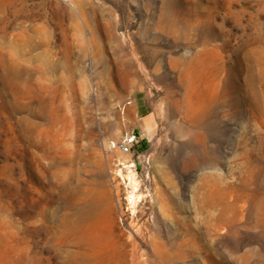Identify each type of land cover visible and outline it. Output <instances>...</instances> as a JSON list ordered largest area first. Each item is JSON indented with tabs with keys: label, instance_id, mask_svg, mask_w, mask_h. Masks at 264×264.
I'll list each match as a JSON object with an SVG mask.
<instances>
[{
	"label": "rangeland",
	"instance_id": "374dc122",
	"mask_svg": "<svg viewBox=\"0 0 264 264\" xmlns=\"http://www.w3.org/2000/svg\"><path fill=\"white\" fill-rule=\"evenodd\" d=\"M156 189L213 264H264V0H0V264H116Z\"/></svg>",
	"mask_w": 264,
	"mask_h": 264
},
{
	"label": "bare ground",
	"instance_id": "6f19581e",
	"mask_svg": "<svg viewBox=\"0 0 264 264\" xmlns=\"http://www.w3.org/2000/svg\"><path fill=\"white\" fill-rule=\"evenodd\" d=\"M187 96L186 94L183 97L186 111H190V113L195 115L198 112L196 110L197 106ZM206 185V189L203 191L202 204L210 206L215 200L211 189L213 184L210 179L207 180ZM134 189L135 187L133 186V192L130 195L131 203H134L135 198L138 197L135 195ZM155 192L156 194L150 197L149 201L155 209L156 216L154 220L149 225L146 220L138 222L130 217V221L125 228L115 233L118 239L112 243V249L108 257L114 260L116 264H176V262L184 263L187 257L203 248V251L206 252L205 262L207 264L215 263L214 258L209 254V245L205 244L202 246L199 243V236L204 233L200 230V226L197 224L183 226L180 215L182 209L180 202L176 198L168 197L157 189ZM119 212L120 216L125 214L123 213L124 211ZM91 217V214H89L79 218L72 202L68 225L71 239L70 253L73 262H77L75 258L77 251L75 250L80 243L77 241L78 228L83 223L88 222ZM209 232H211V226L207 225L205 234L208 235ZM139 243H143L145 247L141 248Z\"/></svg>",
	"mask_w": 264,
	"mask_h": 264
},
{
	"label": "built area",
	"instance_id": "2783aa9c",
	"mask_svg": "<svg viewBox=\"0 0 264 264\" xmlns=\"http://www.w3.org/2000/svg\"><path fill=\"white\" fill-rule=\"evenodd\" d=\"M136 143V136L133 134H128L122 137L116 142H112L111 146L117 149L120 153L126 154L130 152V149L133 144Z\"/></svg>",
	"mask_w": 264,
	"mask_h": 264
},
{
	"label": "trees",
	"instance_id": "16d2710c",
	"mask_svg": "<svg viewBox=\"0 0 264 264\" xmlns=\"http://www.w3.org/2000/svg\"><path fill=\"white\" fill-rule=\"evenodd\" d=\"M144 148H146V143L144 141H142L139 149H144Z\"/></svg>",
	"mask_w": 264,
	"mask_h": 264
}]
</instances>
